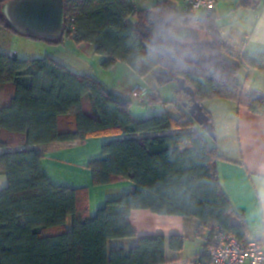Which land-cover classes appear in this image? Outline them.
I'll use <instances>...</instances> for the list:
<instances>
[{
    "label": "trees",
    "instance_id": "obj_1",
    "mask_svg": "<svg viewBox=\"0 0 264 264\" xmlns=\"http://www.w3.org/2000/svg\"><path fill=\"white\" fill-rule=\"evenodd\" d=\"M8 1H0V25L22 36L3 15ZM65 9L59 40L23 36L55 45L73 38L93 45L106 70L123 63L160 85L184 78L202 105L232 100L264 116V94L237 82L242 65L264 73V54L246 57L227 46L214 12H181L169 0H157L151 9L128 0H65ZM194 25L209 39L187 44L174 37L177 27ZM146 102L163 104L156 91ZM131 105L100 80L50 56L20 60L0 54V148L7 150L0 154V171L8 181L0 190V264H165L161 236H142L128 251L112 246L137 237L128 217L140 209L195 218L200 232H209L206 247L216 228L250 240L246 219L220 181L217 164L226 158L217 139L208 142L183 105L178 116L147 119L133 118ZM112 136L122 138L103 145L105 156L88 164L93 183L130 180L135 190L108 200L91 218L88 189L53 185L37 147ZM183 243L181 236L170 239L176 251Z\"/></svg>",
    "mask_w": 264,
    "mask_h": 264
},
{
    "label": "crops",
    "instance_id": "obj_2",
    "mask_svg": "<svg viewBox=\"0 0 264 264\" xmlns=\"http://www.w3.org/2000/svg\"><path fill=\"white\" fill-rule=\"evenodd\" d=\"M138 8L136 1L128 0ZM175 7V6H174ZM177 8V7H176ZM201 15L202 13H196ZM214 14L218 16V26L224 43L238 54L253 57L264 54V3L253 0H221ZM195 27H177L174 37L184 43L192 44L207 39V31ZM249 38V39H248ZM246 39L247 42H246ZM68 41V42H67ZM64 45L72 47L77 59L67 56L63 51L66 47L50 44L36 51L30 49L8 52L0 44V54L11 57L16 55L20 60H35L50 56L61 61L69 69L80 75H91L100 80L109 90L124 96L131 103L144 102L153 93L147 77H140L132 68L120 63L102 71L103 56L96 53L95 47L88 43L79 44L73 38H68ZM68 46V47H69ZM63 49V50H62ZM243 49V52H242ZM22 54V58L19 57ZM90 56L95 61V67L87 64L82 57ZM100 67V71L98 70ZM104 70V69H103ZM122 73L126 76L122 77ZM237 82L251 92L264 94V73L248 69L242 65ZM108 74V75H107ZM119 77H121L119 79ZM138 96H132L134 90ZM215 125L217 147L224 158L217 164L222 187L229 196L236 212L244 216L253 236L264 235V116L253 114L245 107H239L235 101L225 99H207L203 103ZM168 113L156 106H150L146 113L138 118H148ZM139 114V113H137ZM178 116L175 112H170ZM201 128V127H200ZM198 131L203 133V131ZM204 136V135H203ZM121 136L89 138L86 141L64 142L63 144L40 145L43 158L41 166L53 185L73 189H88L89 213L95 217L97 211L111 199L119 198L127 192L134 191L132 181H118L113 184L95 186L88 164L101 160L105 156L102 147L113 139ZM211 144L213 139H206ZM7 151L0 148V154ZM8 185L6 173L0 171V190ZM128 221L137 237L112 242V246H123L130 250L142 236H161L165 238V264H211L208 256L203 254L209 232L199 230L200 223L193 217L180 215L158 214L150 210H133ZM181 236L184 240L181 250L170 246L171 237Z\"/></svg>",
    "mask_w": 264,
    "mask_h": 264
},
{
    "label": "water",
    "instance_id": "obj_3",
    "mask_svg": "<svg viewBox=\"0 0 264 264\" xmlns=\"http://www.w3.org/2000/svg\"><path fill=\"white\" fill-rule=\"evenodd\" d=\"M3 15L19 34L42 39L59 40L65 28V0H9L2 8ZM182 105L212 139L216 140L215 125L204 110L193 87L184 78L177 80Z\"/></svg>",
    "mask_w": 264,
    "mask_h": 264
},
{
    "label": "rangeland",
    "instance_id": "obj_4",
    "mask_svg": "<svg viewBox=\"0 0 264 264\" xmlns=\"http://www.w3.org/2000/svg\"><path fill=\"white\" fill-rule=\"evenodd\" d=\"M136 1L137 5H139L140 9H151L154 7V5L156 4L157 0H134ZM170 4H172L173 6L177 7V9H179L181 12H183L185 10V6L183 5V3L180 2V0H169ZM195 27V26H193ZM196 28V27H195ZM197 29H200V31L203 32V30L205 31V29L199 27ZM67 37L64 38V42L62 44V46H65L64 43L65 41H67ZM209 37L207 36L208 40ZM68 42V41H67ZM0 44L6 48V50L8 52H11L13 50H23V49H30V47H36V51H42V48H47L45 46L50 45V43L45 42L43 40H39V39H31L29 37L26 36H19L13 32H9L7 30H5V28L3 26L0 25ZM69 45L65 46L66 49L65 51H63L65 54H67V56H69L72 60V58L77 59L73 54H76L77 56H80L79 54H77L76 52L72 51V47H68ZM63 50V49H62ZM243 52V49H242ZM19 57L22 58V54H19ZM83 59L86 60L87 64L90 66L95 67V61L93 59L90 58V56H84L82 57ZM102 67V66H101ZM99 71H100V67H98ZM103 68V67H102ZM104 69V68H103ZM102 71H109L104 69ZM107 73V72H105ZM108 75V74H107ZM126 76L125 73H122V77ZM121 77H119L120 79ZM121 80V79H120ZM147 81L150 84V88L152 89V92L154 93V91L159 93V96L161 98V100L163 101V104H159L156 107L160 110H165L168 113L170 112H175V114H179V108H183L182 107V97L179 96L178 93V88H177V82H172L170 84L167 85H160L156 78L153 76H147ZM138 91V90H137ZM152 94V93H151ZM150 95V94H149ZM137 97V96H134ZM133 97V98H134ZM150 106L148 105V102L144 103V102H136L134 101V103H132L131 107H130V112L131 115L133 116V118L136 119H147V118H138L141 117L140 115L143 113H146L147 110H149ZM139 113V114H137ZM198 129L200 131H203L202 135H204L205 139L211 140V136L207 135L206 132L200 128V126L198 127ZM216 132V131H215ZM218 135V134H216Z\"/></svg>",
    "mask_w": 264,
    "mask_h": 264
},
{
    "label": "built area",
    "instance_id": "obj_5",
    "mask_svg": "<svg viewBox=\"0 0 264 264\" xmlns=\"http://www.w3.org/2000/svg\"><path fill=\"white\" fill-rule=\"evenodd\" d=\"M261 1L264 3V0ZM180 2L183 3L186 11L213 13L221 0H180ZM132 96H138L136 89ZM211 244L204 249V253L211 259V264H264V235L252 236L245 243L227 231L216 228Z\"/></svg>",
    "mask_w": 264,
    "mask_h": 264
}]
</instances>
